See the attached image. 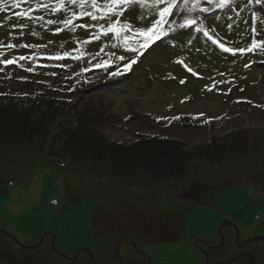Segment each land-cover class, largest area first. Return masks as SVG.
Here are the masks:
<instances>
[{"label":"rangeland","instance_id":"obj_1","mask_svg":"<svg viewBox=\"0 0 264 264\" xmlns=\"http://www.w3.org/2000/svg\"><path fill=\"white\" fill-rule=\"evenodd\" d=\"M236 3L239 16L230 9H213L203 16L220 17L216 23L223 42L228 43L227 37L232 46H241L250 43L247 35H238L249 30V9L264 14V6L249 3L244 9L248 0ZM27 7L22 0L20 9L9 6L7 13H0V40L46 45L4 50L8 58L37 59L20 62L33 72L17 65L0 72V92L7 93L0 95V227L19 241L0 231V264H96L87 250L97 264H120L118 251L122 264H149L144 254L151 264H205L206 256L209 264H264V108L256 106L264 105V56L232 57L202 33L186 29L174 47L161 44L151 55L145 53L132 72L113 79L103 67H95L108 58L99 54L101 47L107 45L105 53H123L111 48V37L82 45L85 53L95 55L80 61L49 59L71 52L88 33L77 29L54 34L56 25L46 20L63 17L42 9L33 14L44 21L17 20L15 13ZM229 16L235 31L227 30ZM21 22L29 28L11 27ZM181 58L201 77L177 64ZM119 63L112 57L109 71ZM185 77L186 83L180 84ZM222 79L234 83H218L217 89L207 91L206 85ZM230 86L232 92L225 95ZM240 98L253 103H237ZM12 105L28 111L39 128L33 137L16 133L9 138L5 132L11 126L2 125L3 108ZM201 112L222 118L203 124L190 115ZM172 115L181 119L171 124L155 119ZM99 135L101 140L94 138ZM155 137L170 139L179 152L157 150L140 159L120 155L136 141L154 147ZM143 146L139 153L147 151ZM146 156L160 167L167 159V166L179 165L183 173L172 179L157 174L154 180L145 170L150 161ZM236 227L242 239L259 240L240 247ZM221 234L222 247L204 244L220 245Z\"/></svg>","mask_w":264,"mask_h":264},{"label":"snow or ice","instance_id":"obj_2","mask_svg":"<svg viewBox=\"0 0 264 264\" xmlns=\"http://www.w3.org/2000/svg\"><path fill=\"white\" fill-rule=\"evenodd\" d=\"M29 3V7L22 11H17L15 17L19 21H44L45 17L34 15V11L44 10L50 14H60L63 18L46 20L47 25H56L54 34H59L67 30L74 33L77 29H83L88 35L83 41L77 40V48L72 49L71 52L65 51L63 53L57 52L49 59L64 61L74 60L80 61L86 55L93 56L95 54L85 53L82 45L98 42L102 37H111L113 42L111 48H122L123 53L116 55L114 52L105 53V47L99 49V54L106 55L108 58H101L95 64V67H103L108 76L113 79H118L127 73L133 71V66L141 63V58L145 57V53L151 55L160 49L161 44L167 42L170 46H175L174 41L179 36L184 35L182 30L194 29L195 33H202L207 41L218 48L222 53L230 54L232 57H242L248 53L258 56H264V14L256 11H251L250 27L244 33H238L243 37L247 35L250 38V43L241 46H232V41L228 39V43L223 42L217 28V21L220 17H213L211 20L203 14L211 13L213 9H230L235 12L237 16L240 15L241 6L236 3V0H35L33 6L32 0H24ZM249 3L259 4L264 6V0H248V3L243 5L244 9H248ZM207 5V6H205ZM9 6L13 9H20L22 7V0H0V13H7ZM176 17H180L179 20ZM85 18L90 19L92 23H88ZM12 16H8L7 20L11 22ZM84 20V23H77V21ZM207 21V23H205ZM226 24L228 31H235L233 24V17H228ZM249 23V21H245ZM259 25V26H258ZM13 29H28L29 24L25 22L11 24ZM33 36L40 35L39 32L32 31ZM22 35V32H21ZM15 38V37H13ZM193 38L187 40L189 45L192 44ZM62 46V45H61ZM46 47V45L36 43H5L0 40V72H4L10 65H17L27 72H33V67H26L21 61H35L36 56L12 55L7 57L5 49L12 50L17 48L37 49ZM151 50V51H149ZM199 51V49H197ZM75 53V54H73ZM127 54V55H126ZM120 63L115 70L109 71L112 68V57ZM146 58V57H145ZM181 65L186 72L194 77H201V73L196 71L183 58L176 61ZM251 65L245 64L248 68ZM91 66V65H90ZM85 68L82 71H88ZM55 75V73H52ZM171 75V74H169ZM221 77H225L226 73L220 72ZM6 78L11 79V74H6ZM175 79V77H171ZM24 80L26 77H18ZM180 84L186 83V77L181 78ZM218 83H228L232 85L233 79H222L219 82L214 81L210 86L206 85L207 91L211 92L217 89ZM75 88H69V91H74ZM243 92L244 89L240 88ZM232 92V87H228L225 95ZM0 95H7V93L0 92ZM20 95V93H16ZM25 95H27L25 93ZM188 99V98H186ZM183 102V101H182ZM237 103L247 102L252 104L251 100H244L240 98ZM264 108V105H256ZM194 120H202L203 124H210L214 119H221L219 116H208L206 113L190 114ZM126 119H128L126 117ZM157 122L160 120L171 124L173 121H179L181 116L172 115L166 117H156Z\"/></svg>","mask_w":264,"mask_h":264},{"label":"trees","instance_id":"obj_3","mask_svg":"<svg viewBox=\"0 0 264 264\" xmlns=\"http://www.w3.org/2000/svg\"><path fill=\"white\" fill-rule=\"evenodd\" d=\"M3 109H4V111L2 113L3 114L2 125L11 126L10 130L8 129V127H5L7 129L5 132L7 133L9 138L12 137L11 134L14 136V135H16V133H17V136L33 137L34 135H31V134H34L33 130L39 131V128L34 126V124L29 120L27 110L20 109L15 105H12V106H9V107L3 108ZM3 109H1V110H3ZM16 111L20 115L15 114ZM17 130H18V132H17ZM19 133H20V135H19ZM88 137L91 138V136H88ZM94 138L95 139L98 138L97 140H101L100 135L96 136ZM155 139H157V140L155 141L156 143L154 142L155 143L154 147L151 143H148L146 141H143V142L142 141H140V142L136 141L135 143L130 144L128 146L129 150H123L122 151L123 154H120V155H122V156L125 155L131 159H135V158L140 159L139 157L141 155H143V154L147 155V153L152 154L153 151H157V150H159V153H166L167 150H169L171 148V149H174L175 152H179V150H177L178 144L174 143L170 139H167L164 137H155ZM102 144H104V143L102 142ZM141 145H144L143 147L147 148V151L145 153H139V152H141V148L139 147ZM181 153L183 154L184 152L181 151ZM184 154L187 155L186 152ZM133 157H135V158H133ZM145 158L147 159V156ZM150 158H151V156H150ZM147 160H150V159H147ZM116 161L122 162L120 159H117ZM166 161H168V160L165 159L164 167H160L159 165H157L156 159H153V157H152V159L148 163H145V166H146L145 170L149 171L150 173L153 174L154 180L158 177V175H160V176L166 175V176H169L170 179L180 177V174H182L183 172H182V170H179V168H180L179 165L178 166L175 165V167L167 166ZM179 162H183V159L181 158L179 160Z\"/></svg>","mask_w":264,"mask_h":264},{"label":"water","instance_id":"obj_4","mask_svg":"<svg viewBox=\"0 0 264 264\" xmlns=\"http://www.w3.org/2000/svg\"><path fill=\"white\" fill-rule=\"evenodd\" d=\"M236 230H237V240H238V242L243 240V243H242V244H239L240 247H243L245 244L252 243V242H254V241H256V240H259L258 238H254V237H253V238L246 239V240H245V239H241V235H240V232H239L238 227H236ZM0 231H2L3 233L9 235V236H10L11 238H13L16 242H19L18 239H17L15 236L9 234L5 229H3V228L0 227ZM45 238H46L45 236L42 237V239H41V241H40V244L45 240ZM126 239H128V238H126ZM128 240H130V239H128ZM55 242H56V237L53 236V248H55ZM120 244H121V243H120ZM120 244H119V245H120ZM224 244H225V235H224V234H221V242H220V245H216V246H214L213 248H220V247H222ZM20 245H22V244H20ZM22 246L27 247V248H37L39 245H38V246H34V247H31V246H25V245H22ZM211 247H212V246H211ZM118 249H119V248H118ZM87 251L91 254V257H92V259H93V262L97 264L96 259H95V257L93 256V254L91 253V251H89V250H87ZM118 253H119V258H120V264H122L123 257H122V255H121L120 251H118ZM79 254H80V253H79ZM79 254H78V255H79ZM62 255H64V254L62 253ZM78 255L75 256V258H77ZM149 264H151V258H150V257H149ZM205 264H209V258H208V256H206V263H205Z\"/></svg>","mask_w":264,"mask_h":264},{"label":"flooded vegetation","instance_id":"obj_5","mask_svg":"<svg viewBox=\"0 0 264 264\" xmlns=\"http://www.w3.org/2000/svg\"><path fill=\"white\" fill-rule=\"evenodd\" d=\"M242 239V238H241ZM249 239V238H248ZM246 240V239H245ZM242 242H243V240H242ZM253 243V242H252ZM204 244L205 245H207L209 248H213L214 246H216V245H214V244H208L207 242H204ZM249 244V243H248ZM247 245V244H246ZM212 246V247H211ZM144 256H146L147 258H148V261H149V256H147V255H145L144 254Z\"/></svg>","mask_w":264,"mask_h":264},{"label":"crops","instance_id":"obj_6","mask_svg":"<svg viewBox=\"0 0 264 264\" xmlns=\"http://www.w3.org/2000/svg\"><path fill=\"white\" fill-rule=\"evenodd\" d=\"M3 229H5V228H3ZM6 230V229H5ZM7 231V230H6ZM8 232V231H7ZM9 234H11L10 232H8ZM11 235H13V234H11ZM9 236V235H8ZM14 236V235H13ZM16 238H17V236H15ZM13 239V238H12ZM18 239V238H17ZM14 240V239H13ZM15 241V240H14Z\"/></svg>","mask_w":264,"mask_h":264},{"label":"clouds","instance_id":"obj_7","mask_svg":"<svg viewBox=\"0 0 264 264\" xmlns=\"http://www.w3.org/2000/svg\"><path fill=\"white\" fill-rule=\"evenodd\" d=\"M261 216H262V215H261ZM260 218H261V217H260ZM257 219H259L258 216H257ZM241 238H242V237H241ZM241 242H242V241H241ZM240 244H241V243H240Z\"/></svg>","mask_w":264,"mask_h":264},{"label":"built area","instance_id":"obj_8","mask_svg":"<svg viewBox=\"0 0 264 264\" xmlns=\"http://www.w3.org/2000/svg\"><path fill=\"white\" fill-rule=\"evenodd\" d=\"M261 217V215L260 216H258V218H260Z\"/></svg>","mask_w":264,"mask_h":264},{"label":"bare ground","instance_id":"obj_9","mask_svg":"<svg viewBox=\"0 0 264 264\" xmlns=\"http://www.w3.org/2000/svg\"><path fill=\"white\" fill-rule=\"evenodd\" d=\"M46 239V238H45Z\"/></svg>","mask_w":264,"mask_h":264}]
</instances>
